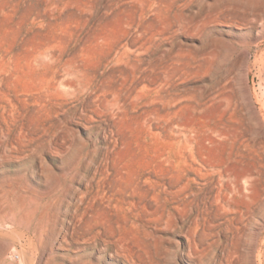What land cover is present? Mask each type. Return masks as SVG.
I'll list each match as a JSON object with an SVG mask.
<instances>
[{
  "label": "rangeland",
  "instance_id": "rangeland-1",
  "mask_svg": "<svg viewBox=\"0 0 264 264\" xmlns=\"http://www.w3.org/2000/svg\"><path fill=\"white\" fill-rule=\"evenodd\" d=\"M263 3L0 0V192L5 190L12 204L11 194L18 189L34 196L28 203L37 208L29 232L42 212H68L72 187L87 182L89 166L107 146L118 144L132 168H152L168 180L175 172L164 159H152L164 147L167 129L182 126L189 147L216 164L203 180L187 168L184 199L191 216L198 209L199 221L204 219L200 208L222 192L224 170L250 180L246 198L227 200L220 193L222 205L211 217L214 234L209 237L216 245L232 241L239 253L235 264H244L248 243L264 244V123L254 125L244 93L248 88L255 111L262 114L264 72L256 52L264 42L257 47L250 32L236 26L243 27V18ZM244 51L245 61L240 58ZM80 77L105 80V98L118 116L83 126L75 115L79 100L53 89L55 82ZM3 136L12 142L7 151L1 148ZM121 230L126 233L127 227ZM161 234L173 236L149 246L152 264H194L176 244L178 227ZM74 246L67 252L84 260L124 264L107 252L97 253L92 242ZM9 256L12 264H21L16 248ZM253 257L260 264L257 251Z\"/></svg>",
  "mask_w": 264,
  "mask_h": 264
},
{
  "label": "bare ground",
  "instance_id": "bare-ground-1",
  "mask_svg": "<svg viewBox=\"0 0 264 264\" xmlns=\"http://www.w3.org/2000/svg\"><path fill=\"white\" fill-rule=\"evenodd\" d=\"M255 11L251 17L243 18V27H236L250 32L255 45L259 47L261 41L264 42V3L261 9ZM241 55L240 58L245 61L247 53L244 51ZM256 55L264 72V49H258ZM60 85L65 88L62 89ZM53 89L61 97L70 95L79 100L81 107L75 115H78L84 127L96 125L98 118L102 116L109 119L118 116V113L113 112L111 102L105 98L104 79L80 77L75 81L55 82ZM247 90L244 93L246 92L247 104L251 109V119L256 123H253L254 125H261L264 123L261 118L264 117V109L262 114L255 111L253 100L249 96L250 91ZM55 104L61 105L58 102ZM167 131L164 147L157 150L152 161H166L167 168L175 172L168 180L157 176L152 168L145 172L132 168L130 160L121 155L122 149L118 144L107 146L103 156L93 160L89 166L87 182H79L80 186L77 184L72 187L66 200L68 212H54L53 215L42 212L36 218L32 232L29 230L37 208H29L28 203L34 196L24 195L22 190L18 189V193L15 191L11 194L15 199L12 204L5 190L1 191L0 264H12L9 256L12 247L16 248L21 264H96L92 259L84 260L81 255L76 256L77 253L67 252L75 247V244L91 242L95 244L97 253L107 252L108 256L124 264H152L149 246L152 248L151 244L156 239L165 240L172 237L173 235L161 233H174L177 227L181 237L176 239V244L184 248L186 256L194 264H235V259L239 257L236 245L232 241L216 245V240L209 238L214 234L211 217L216 215L217 208L222 205H219L221 200L218 201L220 193L227 200H233L235 196H248L249 178L246 174L231 176L224 170L226 179L222 184L223 190L215 198L207 202L205 200L200 211L206 215L199 221L198 209L197 214L191 216L190 203L184 199V192L189 185L185 176L187 168L203 180L214 173L216 164L208 156L189 147L186 131L182 126L176 130L169 127ZM1 140L2 151H7L8 143L12 142L6 137ZM147 164L151 163L147 161ZM125 194L128 199H125ZM196 199H203V196ZM123 203L129 205L127 210L123 208ZM227 203L229 204V201ZM125 227L127 232L123 233L121 229ZM236 228L239 229L237 225ZM254 251H257L260 264H264V244L255 239L248 243V259L244 264H258L257 259L253 257Z\"/></svg>",
  "mask_w": 264,
  "mask_h": 264
}]
</instances>
